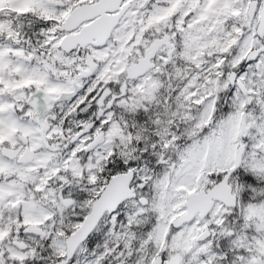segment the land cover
I'll return each mask as SVG.
<instances>
[{"label": "snow or ice", "instance_id": "1", "mask_svg": "<svg viewBox=\"0 0 264 264\" xmlns=\"http://www.w3.org/2000/svg\"><path fill=\"white\" fill-rule=\"evenodd\" d=\"M0 264H264V0H0Z\"/></svg>", "mask_w": 264, "mask_h": 264}]
</instances>
